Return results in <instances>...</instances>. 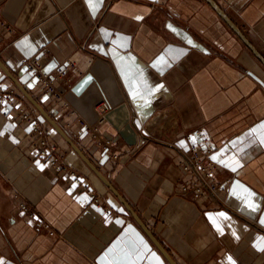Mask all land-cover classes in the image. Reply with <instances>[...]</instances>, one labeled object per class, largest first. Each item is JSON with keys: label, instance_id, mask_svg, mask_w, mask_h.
<instances>
[{"label": "crops", "instance_id": "0c3cea01", "mask_svg": "<svg viewBox=\"0 0 264 264\" xmlns=\"http://www.w3.org/2000/svg\"><path fill=\"white\" fill-rule=\"evenodd\" d=\"M215 1L264 58V0ZM0 37L6 45L0 83L14 87L17 97L8 115L0 113L3 264H172L129 206L178 264H264V86L249 73L264 80V62L207 0H0ZM36 55H47L49 68L74 63L72 86L57 81L62 102L22 66ZM89 72L93 81L74 92ZM102 100L110 108L101 129L124 143L118 158L79 121L97 124L95 105ZM19 106L36 109L67 160L102 193V205L71 191L37 157L38 133L21 119ZM156 115L165 121L175 115L178 147L197 141L184 135L198 129L214 140L226 204L176 193L187 177L178 148L143 138ZM22 200L50 230L21 210Z\"/></svg>", "mask_w": 264, "mask_h": 264}, {"label": "built area", "instance_id": "2783aa9c", "mask_svg": "<svg viewBox=\"0 0 264 264\" xmlns=\"http://www.w3.org/2000/svg\"><path fill=\"white\" fill-rule=\"evenodd\" d=\"M1 25L8 30V32L12 34L16 33V29L11 23L1 20ZM5 47L4 40L0 37V53ZM50 62L51 59L47 55H36L24 59L21 64L32 76L33 80L43 85L53 99L59 103L62 102L65 97V90L57 86V81L63 80L68 87L72 86L73 78L69 74V70L74 68V63L68 61L49 68ZM0 93H2V96H0V113L8 115L10 109L17 101L15 88L5 87L0 83ZM63 107L67 110L69 109L67 105L62 104V108ZM109 108V102L102 100L95 105V109L100 116L97 124H89L83 119L79 121L83 125L84 130L91 134L93 140L108 156L118 158L119 151L123 149L124 143L108 137L100 127V123L104 121L105 113ZM18 112L21 119L30 125L32 132L38 133L35 142L37 157L50 164L57 173L62 174L67 180V186L71 191L77 193L84 192L88 195L92 203L102 205V193L94 186L87 173L67 160L59 143L49 136L50 129L43 124L36 109L34 107L19 106ZM166 121L162 115H156L153 122L148 126V135H144L143 138H154L178 148L179 164L187 177L180 181L176 193L199 203L210 202L215 205L226 204L224 189L217 177L218 165L213 158V154L216 150L214 140L209 134L198 129L187 132L184 135L188 140H193L194 137H197V141H193L187 146L178 147L173 140L172 134L177 124L175 115H172L169 120ZM19 206L21 210L39 226L50 230L49 223L42 217H39L26 201H20Z\"/></svg>", "mask_w": 264, "mask_h": 264}, {"label": "water", "instance_id": "95a60500", "mask_svg": "<svg viewBox=\"0 0 264 264\" xmlns=\"http://www.w3.org/2000/svg\"><path fill=\"white\" fill-rule=\"evenodd\" d=\"M217 11L218 13L229 23V25L241 36V38L253 49V51L262 59L264 62V58L261 56V54L257 51V49L252 45V43L249 41V39L245 36V34L239 29V27L233 22V20L227 15V13L221 8V6L215 1V0H207ZM0 64L4 65L3 62L0 59ZM249 73L253 75L255 78H257L264 86V80L254 71L249 70ZM18 85L24 90V92L27 94V96L34 102V104L42 111L44 116L54 125V127L75 147L77 151H79L86 162L90 165V167L98 174L100 175L107 183L109 181L104 177V175L98 170V168L80 151L77 144L74 143V141L71 139L69 134L53 119V117L43 108V106L37 102L34 97L23 87V85L18 81L16 78H14ZM94 76L92 73H86L82 78H80L73 86V91L80 94L82 93L86 87L93 81ZM122 197V196H121ZM123 199V198H122ZM125 201V200H124ZM129 206V205H128ZM129 208L134 213L135 217L138 219V221L143 225V227L146 229V231L149 233V235L152 237V239L155 241V243L158 245V247L161 249V251L166 255V257L169 259V261L172 264H178L177 261L171 256V254L168 252V250L163 246V244L159 241V239L155 236V234L145 225V223L141 220V218L137 215L135 211L129 206Z\"/></svg>", "mask_w": 264, "mask_h": 264}, {"label": "snow or ice", "instance_id": "6c2138e0", "mask_svg": "<svg viewBox=\"0 0 264 264\" xmlns=\"http://www.w3.org/2000/svg\"><path fill=\"white\" fill-rule=\"evenodd\" d=\"M261 250H264V249H261ZM0 264H3V262H2V261H0Z\"/></svg>", "mask_w": 264, "mask_h": 264}]
</instances>
